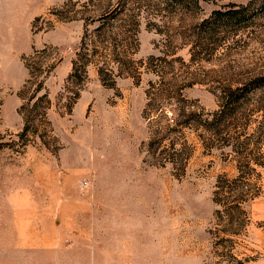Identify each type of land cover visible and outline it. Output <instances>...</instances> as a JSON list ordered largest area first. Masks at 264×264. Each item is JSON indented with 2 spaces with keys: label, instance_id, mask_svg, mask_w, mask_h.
I'll list each match as a JSON object with an SVG mask.
<instances>
[{
  "label": "rangeland",
  "instance_id": "rangeland-1",
  "mask_svg": "<svg viewBox=\"0 0 264 264\" xmlns=\"http://www.w3.org/2000/svg\"><path fill=\"white\" fill-rule=\"evenodd\" d=\"M231 4L246 21L200 31ZM257 76L264 0H0V264H264V167L225 235L234 154L175 128Z\"/></svg>",
  "mask_w": 264,
  "mask_h": 264
},
{
  "label": "trees",
  "instance_id": "trees-1",
  "mask_svg": "<svg viewBox=\"0 0 264 264\" xmlns=\"http://www.w3.org/2000/svg\"><path fill=\"white\" fill-rule=\"evenodd\" d=\"M246 16L245 6L227 5L213 11L199 24V29L214 33L220 27L246 21ZM198 57L199 53L191 50V59ZM79 72L83 70L79 71L75 64L71 77H78ZM250 94L256 97L252 109H248L246 103ZM191 122L195 131H201L200 140L208 150L224 148L234 154L237 175L234 179L217 180L213 202L220 208L217 212L223 224L221 232L236 235L247 223L243 205L257 196L249 183L254 172L251 166L264 167V76L251 78L239 87L226 86L219 96L217 110L206 114L188 113L175 128L189 126Z\"/></svg>",
  "mask_w": 264,
  "mask_h": 264
},
{
  "label": "crops",
  "instance_id": "crops-1",
  "mask_svg": "<svg viewBox=\"0 0 264 264\" xmlns=\"http://www.w3.org/2000/svg\"><path fill=\"white\" fill-rule=\"evenodd\" d=\"M60 224V223H59ZM52 235L49 237V239L45 240V241H40L39 243H37V245H28L30 247L28 248H52V246L55 244L56 242V234H57V231H53L51 233Z\"/></svg>",
  "mask_w": 264,
  "mask_h": 264
},
{
  "label": "built area",
  "instance_id": "built-area-1",
  "mask_svg": "<svg viewBox=\"0 0 264 264\" xmlns=\"http://www.w3.org/2000/svg\"><path fill=\"white\" fill-rule=\"evenodd\" d=\"M81 185H82V186H85V185H86V182L82 183Z\"/></svg>",
  "mask_w": 264,
  "mask_h": 264
}]
</instances>
